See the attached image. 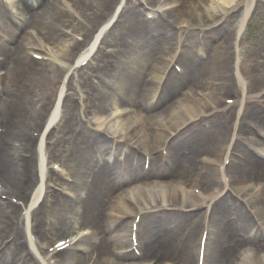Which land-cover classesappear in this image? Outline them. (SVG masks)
I'll return each instance as SVG.
<instances>
[{"label":"bare ground","instance_id":"1","mask_svg":"<svg viewBox=\"0 0 264 264\" xmlns=\"http://www.w3.org/2000/svg\"><path fill=\"white\" fill-rule=\"evenodd\" d=\"M70 1L79 12L81 21L76 17L72 18L71 14L59 11L56 7L50 8L48 6H43L40 13H34L27 9V15L32 25L61 52L62 58L72 61L76 58L75 54L79 43L66 37L63 29L66 28L72 34H78L76 32L79 29L83 31V27H87L85 30L93 28L101 17L111 13L114 0ZM157 1L148 0V3L156 4ZM184 1L170 0L166 6L175 5V8L166 12L167 19L161 20L159 18L155 21L163 28L160 35L164 41L153 40L147 35L148 32L145 31V28L148 22L137 15L135 11H124L121 18H119L121 22L116 23L115 26L118 32L121 30L120 42H125L128 45H124L125 48L131 50L137 41H143V45L139 47L141 57L132 65H124L118 73L114 70L117 67L111 60L112 58L104 59L108 63V65L105 63L104 70L114 80L113 85L105 91H100L89 84V91H85L87 95L85 101L88 100V108H104L108 105H113L114 108H124L126 106L120 105V103L128 102L141 105L143 112L153 113L150 119L138 114L135 117L128 116L119 120V124L122 126V137L128 139L127 145L121 146L126 152L125 158L127 160L123 176H120L119 166L114 161L105 162L101 166L95 164L93 155L83 143L84 133L74 125V104L69 100L63 102V125L54 133L70 134L73 144L71 143L72 146H69L66 150H64V144L61 146L56 144L54 148L49 150L48 154L51 158L62 157L63 152L68 154V160L71 164L68 169L75 178L74 188L84 190L85 197L80 199L76 196L74 201H65L45 184V194L42 196L43 202L36 214L31 212V219L36 224L33 227V232L36 234L38 243L52 242L53 238L60 237L71 228L81 227L84 224L92 227L93 232L89 239H82V243L80 242V245H83L84 251L88 254L78 256L75 253H70L66 258V260L68 259L66 264H137L138 259L136 256L127 253V250L131 247L128 240L129 218L131 214L138 212H143L145 216L142 219L145 223V231L142 236L141 257L155 259L158 263L162 259L170 257L182 258L183 260L191 258L195 262L198 261L200 243V240L196 241L198 225L182 221L180 213L187 214V206L200 200L203 201L204 197L194 199L195 197L185 195L181 190L183 184L179 181H193L195 184L199 181V184L202 183L204 187H207L205 189H208V186H212L213 189L219 176L216 174L215 169L197 165L194 152L196 150H207L212 155H217L223 149L224 143L222 141L227 134L226 127L213 128L211 136L203 128L201 131L200 129H186L179 135L180 137L170 144L165 171L163 173L158 172L155 164L158 160L159 167L160 156L157 154V150L161 148L167 131L171 132L173 129H179L186 121L185 119H192L201 113V110L186 105L187 97L181 93L182 88L187 86L186 88L191 89L196 88L198 85V89H200V85H203L207 80L212 81L219 74H222V68L227 61L222 50L226 51L229 44L224 41L220 48L215 47L217 51H214L210 56L211 67L209 65L206 67L193 59L190 55L191 51L183 50L184 52L178 59L180 66L183 68L182 75L179 77L172 72L166 79L161 97L154 102L153 98L161 79L162 66H165V64L161 60L157 63V67L152 63L154 57H156V49L159 43L161 44L160 47H163L166 51L163 55L165 57L169 56V35L175 33L173 31V21L168 23L169 18H177V25L190 23L189 26H192L195 21L200 23V18H205L209 22V24H206V29L210 34L215 35L219 30V27L215 26L219 18L213 16L215 9L208 6L200 8L199 3H193L192 0L184 7ZM233 1L218 0L223 5L220 9L230 5ZM190 3L195 6V12L187 7ZM176 4L179 6L177 7ZM221 11L223 14L226 13L224 8ZM0 25L2 31L7 32L11 39H16L19 35L24 34L22 24H16L15 27L11 28L9 24L7 25L0 19ZM85 30L83 33L86 32ZM207 39L208 37L205 36L203 48L211 50L212 48L208 47V43H205ZM0 52L5 55L4 60L0 63V70L6 69L7 71L5 76L0 78V86H3L6 91L9 88L11 89L10 93L0 92V123L6 125L7 128L6 134H0V180L11 187L18 196L26 198L37 182L36 174L33 173L31 168L34 162L30 160L31 157L29 156L30 151L33 149V142L27 133L30 129L34 131L35 128L39 129L41 127V116L46 110V106L39 104V97L35 94L38 93L43 96V94L53 91L55 85H58L60 77L58 73L51 69L56 68L54 65L51 66V64L31 60L23 54V51L17 45L10 48L0 42ZM163 55L161 58H163ZM261 63L256 67L253 65L252 70L250 68L249 74L252 75L251 78L253 79L251 82L259 81L261 77L259 75L264 74V61ZM10 65H12L11 69H9ZM141 67L145 69L152 68L151 87L146 90H142L140 87L139 74ZM172 95H175L173 97L178 98V101L171 105L168 112L162 108V104L163 102L169 103ZM198 102L202 106V110L212 109L208 108L210 105L205 101L198 100ZM253 111L252 106L246 108L247 113ZM165 113H167L166 118ZM102 114L104 113L100 115ZM164 118L165 121H163ZM254 120L260 128L264 129V121L258 119V117ZM150 127H159L160 130L164 129L165 131L163 133L151 132ZM97 129V132L101 131L99 126H97ZM86 133L90 135V139L98 143L99 146L101 145V153L106 154V148L103 144L105 136L109 133L103 132L101 138H96L92 133ZM116 134L113 132L112 136H109V140L121 141V136L114 137ZM133 144L150 158L147 179L150 178L152 181L147 186H142L138 182L139 177L145 176L141 169L143 157H137L138 166L135 169L131 167V156L135 155L131 151ZM182 150H186L189 157H184L181 153ZM19 175L24 177L22 184L17 181ZM229 175H231V178L244 180L253 177L258 179L260 183H264V164L242 152L239 161L233 160ZM52 180H55L53 175L47 178L48 182ZM57 181L58 179L55 180V182ZM258 181L255 183H258ZM42 190V186L37 185L33 203L38 200ZM129 194H131V198H134L132 203L128 201V199H131ZM242 196L245 198V203L242 205L243 208L237 211L241 228L235 229V225L225 221L223 210L215 208L213 211L210 229L215 230L216 233L208 241L209 244L205 249V259L207 258V261L211 264H228L230 261L239 264H247V261H249V264H264V255L261 253L264 243H261L258 236L259 232L264 234V188L257 195L253 194L252 190H248ZM257 206L262 207L261 211H258ZM14 219V208L0 206V242L3 240L10 242L0 250V264H9L6 262V256L8 255L19 256L21 252L22 254L26 252L22 239L15 237L16 232L14 230L6 232L7 224L12 223ZM117 220L122 222L116 232L104 236L102 229L105 224H107V230H109L110 225H113ZM256 221L260 222L258 233L251 239L258 250L245 253L242 257L234 255L231 244L243 241L244 234L251 233V229L256 226ZM83 229L85 228H80L78 231ZM213 232H210L211 235ZM94 235L96 241H92ZM242 235H244L243 238ZM57 257H61L62 262H66L64 260L66 253H58ZM116 259H122V261ZM146 263L147 261H144L141 264ZM162 263L160 262V264Z\"/></svg>","mask_w":264,"mask_h":264},{"label":"rangeland","instance_id":"2","mask_svg":"<svg viewBox=\"0 0 264 264\" xmlns=\"http://www.w3.org/2000/svg\"><path fill=\"white\" fill-rule=\"evenodd\" d=\"M39 1H40V3L41 4H43L44 2H42V0H34L33 1V4H38L39 3ZM186 2H188V0L186 1ZM12 8H13V12L15 11V10H19V8L20 9H23V8H25V6H24V3H23V0H12V6H11ZM35 11V10H34ZM33 11V12H34ZM19 12H20V10H19ZM26 11H24V13H23V16H24V14H25V16H26V13H25ZM35 12H38V10L37 11H35ZM201 20H203V18H201ZM204 22H205V19H204ZM28 26H30L29 24H27V26H26V28L28 27ZM30 29H35V28H32V26H30L27 30H30ZM113 39V38H112ZM111 38H109L108 39V41L106 42L107 43V45H109V44H113V43H115V40H112ZM260 39H262V40H264V36L263 37H260ZM258 40V41H256L255 42V47L253 48V47H251V49H247V51H248V55H249V53H251V59L254 61V60H258L259 62H261L262 61V56L264 55V53H263V51H264V41H262V40ZM262 48V50H260ZM262 75V74H261ZM264 76V75H263ZM1 87V86H0ZM6 88V87H5ZM4 89V88H3ZM5 90V89H4ZM105 107H108V108H110L111 107V105H108V106H105ZM105 107L104 108H97V111L98 110H105ZM113 131V130H112ZM111 131V132H112ZM201 153H204V152H200L199 154H201ZM57 159V161L59 162V163H61L62 165H65L66 167H70V162H69V160H68V158L65 156V157H60V158H56ZM20 176V175H19ZM16 211L17 210H15V213H16ZM10 224V223H9ZM84 226H88V224H84ZM78 228H81L80 226L79 227H77V228H71V230H69L68 232H74L75 230H77ZM65 234H67V232H65ZM65 234H62V235H65ZM93 241H95V238L93 239ZM178 262H180V263H183L184 261L183 260H178Z\"/></svg>","mask_w":264,"mask_h":264},{"label":"snow or ice","instance_id":"3","mask_svg":"<svg viewBox=\"0 0 264 264\" xmlns=\"http://www.w3.org/2000/svg\"><path fill=\"white\" fill-rule=\"evenodd\" d=\"M62 245H58V247H61Z\"/></svg>","mask_w":264,"mask_h":264}]
</instances>
